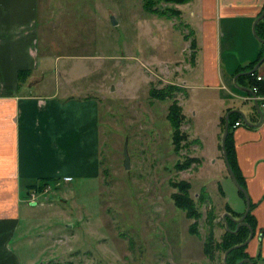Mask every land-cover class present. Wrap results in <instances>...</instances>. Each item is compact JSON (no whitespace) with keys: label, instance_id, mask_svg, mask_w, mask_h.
<instances>
[{"label":"rangeland","instance_id":"obj_1","mask_svg":"<svg viewBox=\"0 0 264 264\" xmlns=\"http://www.w3.org/2000/svg\"><path fill=\"white\" fill-rule=\"evenodd\" d=\"M192 8L173 0H36V60L45 80L32 92H49L56 81L60 93L65 87L97 102L100 174L55 179L33 206L26 201L31 188L22 187L19 224L7 244L18 264H220L224 205L235 215L244 202L219 151L211 152L212 102L187 76ZM180 79L189 86L185 92L170 88L164 100L148 95L151 88L183 85ZM172 101L186 134L177 151L165 118ZM177 182L188 184L196 220L174 206Z\"/></svg>","mask_w":264,"mask_h":264},{"label":"crops","instance_id":"obj_2","mask_svg":"<svg viewBox=\"0 0 264 264\" xmlns=\"http://www.w3.org/2000/svg\"><path fill=\"white\" fill-rule=\"evenodd\" d=\"M191 3L188 16L194 21L188 30L194 48L187 76L212 102L210 147L221 156L219 119L226 110L237 109L250 123L258 121L251 95L237 89L232 77L261 48L251 24L264 0L185 2L189 8ZM35 17L36 0H0V264H18L7 244L19 224L23 186L40 178L95 179L100 174L97 102L75 97L74 90L65 87L60 93L56 81L49 92H32L45 80L36 60ZM256 73L264 81V69ZM180 83L173 84L185 92L189 86L183 79ZM194 138L193 148L199 150L197 132ZM230 140L236 169L253 204L255 229L245 252L259 264L264 261V121L231 127Z\"/></svg>","mask_w":264,"mask_h":264},{"label":"trees","instance_id":"obj_3","mask_svg":"<svg viewBox=\"0 0 264 264\" xmlns=\"http://www.w3.org/2000/svg\"><path fill=\"white\" fill-rule=\"evenodd\" d=\"M173 1L175 3H185L187 0H173ZM145 4H147V2H145L144 5ZM148 4H151V3L148 1ZM263 7H264V4H263L262 8ZM262 8H261V10H262ZM150 10L155 12V13H158V15L163 14V13L162 14L159 13L157 11L158 9L157 10L156 9H150ZM261 10H260V12H261ZM254 31H255V34L258 38L264 40V15L262 16L261 19H259L255 23ZM188 34L191 36V32L189 30H188ZM193 44H192V47H193ZM190 46H191V44H190ZM260 47L261 48L258 51L256 58L253 61L246 64L245 66L239 67L236 70V73L241 72V71H247L255 64V62L264 54V43H260ZM21 72H25V70H22ZM256 72L257 71L255 70L252 74H245V75L238 76L235 79V84L237 86L246 87L250 90H251V87H254L255 88V95L264 96V81L263 80H256V76H257ZM169 85L172 87H165V88H162L160 90H155V89L151 88L148 90V95L152 98H155V99L164 100L166 97H169L171 95V89L170 88L178 89L177 86H175V85H171V84H169ZM165 118H166V120L170 126V140H171V144L173 146V150L177 151L182 146L181 143L186 141V134L180 130V125L183 123L184 115L181 111L180 106L177 105L174 101H172L171 103L168 104L166 114H165ZM237 118L239 119L238 114H236V113H230L227 117L228 126H227L225 141H224V149H225L228 164H229V166H230V168L234 174V177H235L237 183L242 188L245 189L244 184H243V180H242V178H241L240 174L238 173L236 166H235L234 154H233V149H232L231 140H230V138H231V127H233V123L236 121ZM219 124L222 128L223 116L220 117ZM194 143H195V141H194ZM193 158H196V157H193ZM193 158L192 159H186L185 161L175 163V167H177L179 169L185 168L194 160ZM53 182H55V179L40 178V179H37L34 183L27 185V188H31V189L34 188V189L40 190L45 184H50ZM173 186H175L179 192V194L173 193L171 196L173 198L174 206L177 207L178 209H181L184 212V215L186 218L192 217V218H195L194 220H196L199 217V213L195 210V208L193 206L194 205L193 200L190 197L186 196L188 184L185 182H177V183H173ZM219 191H220V194L222 196V191L220 190V188H219ZM236 191L243 198V195L237 189H236ZM243 202H244V199H243ZM252 207H253V204L249 200V210H248L247 214L245 215L243 221L246 222L248 224V226L252 229L253 235H254L255 220L251 214ZM224 211L229 213L233 218H237L242 214V212H240L238 214L233 215L231 210L229 209V207L226 204L224 205ZM225 221H226L227 227L223 226L224 227L223 232H222L220 239L216 245V247H218L220 249L222 254L227 248L243 242L248 235V229H247V227H244V226H240L235 232L228 231V229L233 230L235 224L229 219H225ZM191 224H193V223H191ZM191 228L193 229L192 225H191ZM245 247H246V245L239 247V248L231 249L226 254L225 263L226 264H235L237 261H239L243 258H248V259H250L252 264H256L255 259L249 257L246 254ZM204 252L207 255H209L210 248L205 246ZM221 258H222V256H221ZM221 258H220V264H223L221 261ZM51 264H60V263L54 262ZM68 264H71V263L69 262ZM242 264H246V263H242Z\"/></svg>","mask_w":264,"mask_h":264},{"label":"water","instance_id":"obj_4","mask_svg":"<svg viewBox=\"0 0 264 264\" xmlns=\"http://www.w3.org/2000/svg\"><path fill=\"white\" fill-rule=\"evenodd\" d=\"M264 15V7L262 8L261 12L255 17V19L253 20L252 24H251V32H252V35L254 36V38L260 42V43H264V40L258 38L255 34V31H254V26H255V23L262 18V16ZM110 23L112 25H115L116 22L114 21L113 17H110ZM264 60V54L255 62V64L247 71H241V72H238V73H235L232 77V84L239 90H242V91H245V92H248L252 97H254V94L253 92L246 88V87H242V86H237L235 84V79L240 76V75H245V74H252L256 69L257 67L259 66V64ZM252 103H253V106L257 112V115H258V121L256 123H250L249 121H247V119L245 118L244 114L237 110V109H230L228 111H226V113L224 114L223 116V126H222V131H221V134H220V139H219V146H220V152H221V157H222V160H223V164H224V167H225V170H226V173L229 177V179L231 180L232 184L234 185V187L243 195V199H244V210L242 212V214L237 217V218H233L229 213L227 212H224L222 214V219L224 221V225L225 227H227L226 225V221H225V218L231 220L234 224H235V227L233 230H229L230 232H235L240 226H244V227H247L248 229V235L247 237L245 238V240L243 242H241L240 244H237V245H234V246H231L229 248H227L223 254H222V258H221V261L223 264H226L225 263V257H226V254L233 248H239V247H242L244 245L247 244V242L250 240V238L252 237L253 235V231L252 229L248 226V224L246 222L243 221L245 215L247 214L248 210H249V198H248V195L245 191L244 188H242L236 181L235 177H234V174L228 164V161H227V157H226V153H225V149H224V141H225V137H226V132H227V126H228V122H227V117L230 113H236L240 116L241 118V121L243 123V125L245 126H256L258 125L260 122H261V112L258 108V105H257V102L256 100L252 99ZM122 167L124 169H128L129 167V158H128V155H127V152H126V147L125 145L123 146V149H122ZM35 203L33 202H30L29 205L33 206ZM242 263H246V264H252V262L250 261V259L248 258H243L239 261H237L235 264H242Z\"/></svg>","mask_w":264,"mask_h":264},{"label":"built area","instance_id":"obj_5","mask_svg":"<svg viewBox=\"0 0 264 264\" xmlns=\"http://www.w3.org/2000/svg\"><path fill=\"white\" fill-rule=\"evenodd\" d=\"M256 80H262V78L260 76H256ZM251 91L254 94V97H248V99L252 100H256L258 108L261 112V121H264V96H257L255 95V88L251 87ZM242 121L240 119L236 120L233 123V127L238 126V125H242ZM63 182H69L71 180V178L69 176H63L61 179ZM51 188L50 185L45 184L40 190L34 189L32 188L30 191L27 192V196H26V201L28 203L33 202L36 203L37 198H38V194L40 193L41 195L48 192L49 189Z\"/></svg>","mask_w":264,"mask_h":264},{"label":"flooded vegetation","instance_id":"obj_6","mask_svg":"<svg viewBox=\"0 0 264 264\" xmlns=\"http://www.w3.org/2000/svg\"><path fill=\"white\" fill-rule=\"evenodd\" d=\"M234 227H235V225H234Z\"/></svg>","mask_w":264,"mask_h":264}]
</instances>
